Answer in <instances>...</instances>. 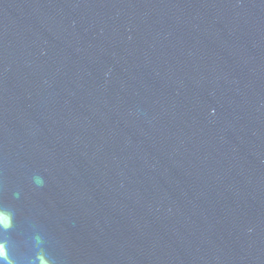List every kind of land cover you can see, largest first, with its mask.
<instances>
[{
    "label": "water",
    "instance_id": "obj_1",
    "mask_svg": "<svg viewBox=\"0 0 264 264\" xmlns=\"http://www.w3.org/2000/svg\"><path fill=\"white\" fill-rule=\"evenodd\" d=\"M0 214V264H264L111 148L1 33Z\"/></svg>",
    "mask_w": 264,
    "mask_h": 264
},
{
    "label": "clouds",
    "instance_id": "obj_2",
    "mask_svg": "<svg viewBox=\"0 0 264 264\" xmlns=\"http://www.w3.org/2000/svg\"><path fill=\"white\" fill-rule=\"evenodd\" d=\"M43 183L42 181L40 182ZM0 226L9 227L10 226V218L4 214H0ZM0 259H6V252L3 245H0Z\"/></svg>",
    "mask_w": 264,
    "mask_h": 264
}]
</instances>
